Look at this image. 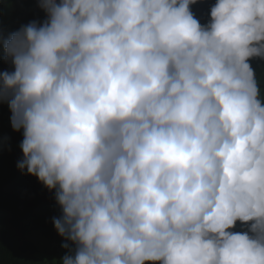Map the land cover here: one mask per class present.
<instances>
[{
  "label": "clouds",
  "instance_id": "9594fccd",
  "mask_svg": "<svg viewBox=\"0 0 264 264\" xmlns=\"http://www.w3.org/2000/svg\"><path fill=\"white\" fill-rule=\"evenodd\" d=\"M196 3L39 0L0 34L17 166L60 209L52 264H264V0L206 23Z\"/></svg>",
  "mask_w": 264,
  "mask_h": 264
},
{
  "label": "rangeland",
  "instance_id": "374dc122",
  "mask_svg": "<svg viewBox=\"0 0 264 264\" xmlns=\"http://www.w3.org/2000/svg\"><path fill=\"white\" fill-rule=\"evenodd\" d=\"M45 12L39 7V0H0V34L7 35L17 30L22 24L33 19L43 20ZM3 45L0 43V71L8 69L9 65L3 61ZM256 75L261 71L252 66ZM11 112L5 103H0V189L9 175L16 171L17 147L21 132H16L11 127ZM54 191L46 188L38 178H34L26 187L10 190L6 195H0V201L13 207L17 217L10 218L4 230L7 236H25L35 247L36 258L44 264H52L65 255L66 249L62 247L65 242L53 223V217L60 215L57 211H43L36 217L27 216L30 207ZM238 230V229H237ZM14 251L5 247L0 242V264H11ZM152 264V262H147Z\"/></svg>",
  "mask_w": 264,
  "mask_h": 264
},
{
  "label": "trees",
  "instance_id": "16d2710c",
  "mask_svg": "<svg viewBox=\"0 0 264 264\" xmlns=\"http://www.w3.org/2000/svg\"><path fill=\"white\" fill-rule=\"evenodd\" d=\"M215 2L216 0H197V3L192 5V11L201 23H206L208 19H210V8ZM250 62L252 66L261 71L257 74V79L261 81V87L264 89V60L254 58ZM22 139L23 135L20 137L17 147V165L18 161L23 157V152L19 147ZM17 165L16 171L11 173L7 180L3 182L0 189L1 196L8 194L7 192L10 190H17L26 187L34 178H36L31 174L21 172ZM57 210H59V206L55 200V193L52 192L50 195L38 199V201L28 210L27 216L31 215V217H36L40 212ZM17 215L18 214L13 207L0 201V242L5 247L14 251L11 264H43L36 258L34 244L28 238L25 236L9 237L4 234L8 220L17 217Z\"/></svg>",
  "mask_w": 264,
  "mask_h": 264
}]
</instances>
